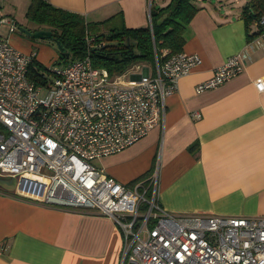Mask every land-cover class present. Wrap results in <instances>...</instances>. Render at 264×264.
Returning a JSON list of instances; mask_svg holds the SVG:
<instances>
[{"label":"built area","instance_id":"1","mask_svg":"<svg viewBox=\"0 0 264 264\" xmlns=\"http://www.w3.org/2000/svg\"><path fill=\"white\" fill-rule=\"evenodd\" d=\"M3 22L15 31V22ZM252 25L264 40V14ZM84 39V56L55 62L48 68L53 77L40 72L36 81L29 76L35 53L0 35V175L15 178L13 194L107 216L122 233L119 264H264V216L175 215L157 202L155 175L149 183L128 187L92 162L123 150L159 124L165 97L201 57L164 51L150 65L137 62L111 75L92 65L89 49L96 43L87 32ZM247 59V52L229 56L195 90L241 73ZM255 85L264 89L261 79ZM35 185L42 187L40 193Z\"/></svg>","mask_w":264,"mask_h":264},{"label":"crops","instance_id":"2","mask_svg":"<svg viewBox=\"0 0 264 264\" xmlns=\"http://www.w3.org/2000/svg\"><path fill=\"white\" fill-rule=\"evenodd\" d=\"M46 1L88 22L119 14L126 27L150 22L149 0ZM197 3L201 7L189 21L182 50L197 53L201 63L165 97L159 124L95 165L128 187L149 183L155 175L157 202L175 215L264 216V89L255 85L257 79L264 81V40L250 34L258 33L252 24L246 30L242 7L219 0ZM241 52L248 54L241 73L216 87L195 90L229 56ZM10 186L0 185V264L120 263L122 233L110 218L24 199ZM34 187L40 193L42 187Z\"/></svg>","mask_w":264,"mask_h":264},{"label":"trees","instance_id":"3","mask_svg":"<svg viewBox=\"0 0 264 264\" xmlns=\"http://www.w3.org/2000/svg\"><path fill=\"white\" fill-rule=\"evenodd\" d=\"M200 7L197 0H169L162 6L151 2L149 25L140 27H126L120 14L103 22H88L83 15L46 0H31L26 14L28 19L41 25L32 31L39 28L52 31L51 39L58 40L69 52L68 56L64 52L59 53L60 62L65 63L86 54L84 36L87 32L96 43L89 49L92 65L114 75L137 62L150 65L156 57L162 58L164 51L167 55L181 51L189 21ZM241 13L245 28L249 31L253 21L264 14V0H249L242 6ZM41 69L45 67L33 56L29 64V76L39 81ZM195 146L196 143H193L189 149Z\"/></svg>","mask_w":264,"mask_h":264},{"label":"rangeland","instance_id":"4","mask_svg":"<svg viewBox=\"0 0 264 264\" xmlns=\"http://www.w3.org/2000/svg\"><path fill=\"white\" fill-rule=\"evenodd\" d=\"M204 1L209 3V0ZM219 1H221L223 4H233L238 8H241L242 5H244L246 2V0H243L239 4H235L233 1L230 3L228 0ZM30 2L31 0H0V14L2 15L1 18H3L4 20H9L11 23L15 22L16 25V30L13 32H9L10 24L6 22L1 23L0 35L3 37H8L11 44L21 51H30L32 53H35L36 59L45 67V69H41L40 72L43 73L45 77L52 78L53 73L48 68L54 65L55 62H57L60 53L55 40L51 38L32 37L17 29L19 26H22L32 31L38 26H41L38 23L28 19L29 17L26 13ZM115 41L116 40H112V42ZM141 71L142 69L137 71V74H140ZM92 162L98 165V160L94 159L92 160Z\"/></svg>","mask_w":264,"mask_h":264},{"label":"water","instance_id":"5","mask_svg":"<svg viewBox=\"0 0 264 264\" xmlns=\"http://www.w3.org/2000/svg\"><path fill=\"white\" fill-rule=\"evenodd\" d=\"M18 30L22 31L23 33L30 35L32 37H36V38H51L52 37V31L50 30H45V29H39L36 31H31L29 29H26L22 26H19L17 28ZM57 47L59 49V51L62 53H65V56L69 55V52L65 51V48L59 43L58 40H55ZM7 182L9 183L11 186L10 187H15L16 185V180L14 177L12 176H2L0 175V185H4V183Z\"/></svg>","mask_w":264,"mask_h":264}]
</instances>
